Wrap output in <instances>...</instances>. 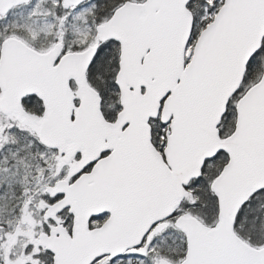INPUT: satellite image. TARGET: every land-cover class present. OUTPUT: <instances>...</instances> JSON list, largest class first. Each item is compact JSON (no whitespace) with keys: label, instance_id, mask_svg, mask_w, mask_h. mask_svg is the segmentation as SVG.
Wrapping results in <instances>:
<instances>
[{"label":"snow or ice","instance_id":"6c2138e0","mask_svg":"<svg viewBox=\"0 0 264 264\" xmlns=\"http://www.w3.org/2000/svg\"><path fill=\"white\" fill-rule=\"evenodd\" d=\"M0 264H264V0H0Z\"/></svg>","mask_w":264,"mask_h":264}]
</instances>
